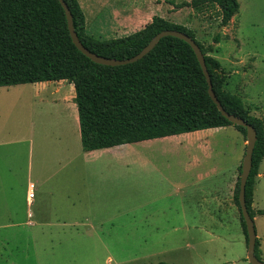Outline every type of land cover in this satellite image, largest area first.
I'll list each match as a JSON object with an SVG mask.
<instances>
[{
	"label": "crops",
	"instance_id": "crops-1",
	"mask_svg": "<svg viewBox=\"0 0 264 264\" xmlns=\"http://www.w3.org/2000/svg\"><path fill=\"white\" fill-rule=\"evenodd\" d=\"M170 1L177 4L189 0H148L150 9L138 0H119L116 6L109 0H78L85 32L98 40L134 33L155 15L169 20L172 10L181 9L174 8ZM0 87H5L7 93L24 90L31 94V117L17 127L14 140H8L12 132L5 125L0 130V147L10 143L18 146L17 169L27 181L26 198L28 186L34 183L33 197L27 203L34 212L28 214L35 219L25 223L48 229L50 237L56 234L103 243V226L114 225L120 215L123 188L135 196L139 185L151 187L145 191L147 195L163 198L168 204L176 203V209L163 210L174 222L167 226L170 228H217L224 224L220 216L223 213L233 212L236 217L233 191L245 140L233 125L85 151L72 83L50 80ZM36 107L53 112L47 125L32 116ZM229 138L237 141L236 153L230 158ZM252 208L264 210L257 202L255 186ZM187 211L198 212V224L194 220L187 223ZM202 212L209 223L201 217ZM260 216L264 215L256 213L253 221L260 257L264 260V229L257 225ZM244 247L246 250L245 242ZM242 259L245 258L239 253L228 263ZM111 261L108 255L105 264H112Z\"/></svg>",
	"mask_w": 264,
	"mask_h": 264
},
{
	"label": "trees",
	"instance_id": "trees-1",
	"mask_svg": "<svg viewBox=\"0 0 264 264\" xmlns=\"http://www.w3.org/2000/svg\"><path fill=\"white\" fill-rule=\"evenodd\" d=\"M81 43L97 55L125 59L138 53L159 31L178 30L192 37L204 56L215 96L228 113L237 115L256 130L251 170L245 184V204L251 218L253 189L264 157V119L252 115L241 98L224 89L227 74L210 55L213 44L199 42L185 25L153 16L145 26L127 36L98 40L85 32V18L78 0H64ZM174 8L219 10V26L225 27L239 10L237 0H189ZM50 80H66L74 87L80 140L85 151L139 142L206 128L233 125L207 93V82L188 43L163 36L140 59L117 66L91 61L73 44L64 10L58 0H0V86ZM241 163L238 166V174ZM239 175L233 201L247 245L245 224L238 203ZM255 255L261 259L256 237ZM166 264V263H159Z\"/></svg>",
	"mask_w": 264,
	"mask_h": 264
},
{
	"label": "rangeland",
	"instance_id": "rangeland-1",
	"mask_svg": "<svg viewBox=\"0 0 264 264\" xmlns=\"http://www.w3.org/2000/svg\"><path fill=\"white\" fill-rule=\"evenodd\" d=\"M138 1L150 9L148 0ZM237 1L238 13L225 27L219 26V10L213 6L200 10L175 9L169 14V20L191 29L204 45L212 43L214 34L220 35V42L213 44L215 51L210 55L227 74L224 89L238 95L252 115L264 118V0ZM118 2L109 0L115 6ZM30 98L31 94L24 90L7 93L5 87H0V130L5 125L11 129L8 140L16 139L17 127L31 117ZM51 115L52 111L38 107L32 114L44 125ZM228 141L231 142L227 153L230 158L236 153L237 141L230 138ZM245 145L246 141L244 148ZM17 147L11 143L0 147V264H105L108 255L112 264H249L236 205V217L233 212L220 215L222 227L170 228L167 226L174 222L163 210L176 209V203L170 201L173 206L163 198L147 195L145 191L151 187L146 185H139L135 196L123 188L120 215L114 225L103 226V243L56 234L50 237L46 233L48 229L25 223L35 217L28 214L34 212L27 203V181L17 169ZM254 186L257 202L264 208V157ZM201 217L207 221L203 212ZM197 219L198 212L187 211V223L192 224L194 220L198 224ZM257 225L264 229V216H260ZM239 253L244 260L228 263Z\"/></svg>",
	"mask_w": 264,
	"mask_h": 264
},
{
	"label": "water",
	"instance_id": "water-1",
	"mask_svg": "<svg viewBox=\"0 0 264 264\" xmlns=\"http://www.w3.org/2000/svg\"><path fill=\"white\" fill-rule=\"evenodd\" d=\"M58 1L64 10L68 31H69L73 44L82 54H84L86 57H88L91 61L95 63L102 64V65H109V66H117V65H123V64L134 62L140 59L141 57H143L146 53H148L158 43L161 37L168 36V35L178 37L190 45V47L192 48L197 58L198 63L200 64L202 72L205 76V79L207 82V93L209 97L214 102L217 109L220 111L221 115H223L226 119H228L230 123L234 125H239L245 128L246 145H245L243 157L241 160V170L239 173L238 203L240 207L241 216L245 224V230H246V235H247L246 259L249 264H264V261L262 259H258L255 255L256 231H255L253 218L250 217L248 210L246 208L245 195H244L245 194V184H246L248 175L251 170V155H252L254 142L256 139V130L251 124L247 123L241 117L228 113L222 107V105L220 104V102L218 101L217 97L215 96L213 92L210 77H209V74H208V71L205 65L204 56L201 52V49L195 42V40L182 31L166 29V30L159 31L157 34H155L150 39V41L138 53H136L132 57L125 58V59H115V58L97 55L93 53L92 51L88 50L81 43V41L79 40L74 30L73 23H72V16H71V13H70V10L67 4L65 3L64 0H58Z\"/></svg>",
	"mask_w": 264,
	"mask_h": 264
},
{
	"label": "built area",
	"instance_id": "built-area-1",
	"mask_svg": "<svg viewBox=\"0 0 264 264\" xmlns=\"http://www.w3.org/2000/svg\"><path fill=\"white\" fill-rule=\"evenodd\" d=\"M32 197H33V185L30 184V185L28 186L27 199H30V198H32Z\"/></svg>",
	"mask_w": 264,
	"mask_h": 264
}]
</instances>
